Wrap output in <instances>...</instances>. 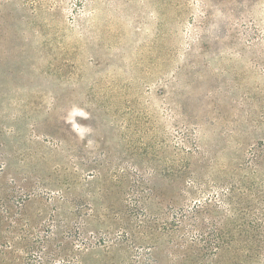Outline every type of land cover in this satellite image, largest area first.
Instances as JSON below:
<instances>
[{
  "label": "rangeland",
  "instance_id": "374dc122",
  "mask_svg": "<svg viewBox=\"0 0 264 264\" xmlns=\"http://www.w3.org/2000/svg\"><path fill=\"white\" fill-rule=\"evenodd\" d=\"M0 264H264V0H0Z\"/></svg>",
  "mask_w": 264,
  "mask_h": 264
}]
</instances>
